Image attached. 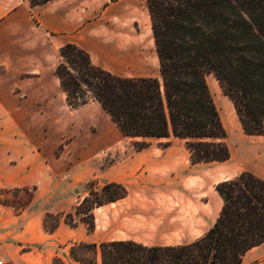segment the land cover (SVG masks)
I'll return each instance as SVG.
<instances>
[{"label":"crops","instance_id":"crops-1","mask_svg":"<svg viewBox=\"0 0 264 264\" xmlns=\"http://www.w3.org/2000/svg\"><path fill=\"white\" fill-rule=\"evenodd\" d=\"M143 29L147 42L146 0H50L36 6L28 0H0V67L23 74L13 89L0 77V190L32 189L20 211L0 204L3 264H55L58 254L67 258L64 264H79L66 250L79 243L186 245L218 218L222 202L214 186L229 179L214 181L212 174L201 172V163L190 162L181 140L177 146L173 140L168 146L156 141L140 150L128 140L132 151L123 158L105 166L76 158L65 168L36 143L29 119L37 112L35 85L39 81L51 90L46 75L38 71L42 60L59 58L63 45L74 44L112 75L153 78L145 72ZM92 180L122 184L126 195L92 210V231L82 222L71 227L61 219L52 233L46 232L44 215L72 212ZM263 244L244 256L252 259Z\"/></svg>","mask_w":264,"mask_h":264},{"label":"trees","instance_id":"trees-1","mask_svg":"<svg viewBox=\"0 0 264 264\" xmlns=\"http://www.w3.org/2000/svg\"><path fill=\"white\" fill-rule=\"evenodd\" d=\"M146 6L159 76L112 75L93 65L78 46L65 44L53 74L68 106L96 102L136 150L151 141L168 146L177 139L192 164L228 160L225 129L206 77L212 75L231 102L244 134L262 135L264 0H146ZM95 184L94 180L86 184L88 194L72 212L46 213L44 230L52 233L62 219L71 227L82 222L92 231V210L126 195L122 184L104 182L94 188ZM214 190L222 202L219 216L192 243L164 247L126 241L79 243L70 246L69 258L79 264H96L97 254L99 264H241L245 252L264 242V179L243 171L217 183ZM79 250L92 256L78 254ZM54 263L64 264L59 258Z\"/></svg>","mask_w":264,"mask_h":264},{"label":"rangeland","instance_id":"rangeland-1","mask_svg":"<svg viewBox=\"0 0 264 264\" xmlns=\"http://www.w3.org/2000/svg\"><path fill=\"white\" fill-rule=\"evenodd\" d=\"M148 41H145L146 33L143 29V59L145 72L152 77H158V62L154 49L151 26L149 20ZM58 56L45 58L41 62L38 71L43 72L51 86L48 91L44 83L37 81L35 96L37 98V112L30 117L36 135V143L51 152L52 157L59 159L62 167H68L76 158L94 159L100 166L123 158L132 148L129 139L124 138L114 125L110 123L105 113L95 102H88L77 108H70L65 101L64 93L54 85L53 69L58 64ZM19 70H6L0 67V77L9 81L13 89V83L19 76ZM215 106L219 112L221 122L225 129V142L230 151V157L224 162L201 163L198 165L201 172L212 174L214 181L230 179L243 171H249L264 179V133L262 135H246L241 129L239 121L231 102L221 93L218 84L212 75L206 77ZM109 128H108V126ZM156 141H151L154 143ZM150 143V144H151ZM181 141L173 140V145H180ZM135 149V148H134ZM94 188H100L97 180ZM29 191L17 189L0 190V202L2 205L26 207L30 201L32 189ZM51 220H49L50 222ZM68 247L66 250L69 252ZM261 252L248 259L243 255L241 264H264V244ZM77 253V252H76ZM85 253L88 257L90 251L79 250L78 254ZM60 261H67L58 254Z\"/></svg>","mask_w":264,"mask_h":264},{"label":"built area","instance_id":"built-area-1","mask_svg":"<svg viewBox=\"0 0 264 264\" xmlns=\"http://www.w3.org/2000/svg\"><path fill=\"white\" fill-rule=\"evenodd\" d=\"M0 264H3V261H2V259L0 258Z\"/></svg>","mask_w":264,"mask_h":264},{"label":"bare ground","instance_id":"bare-ground-1","mask_svg":"<svg viewBox=\"0 0 264 264\" xmlns=\"http://www.w3.org/2000/svg\"><path fill=\"white\" fill-rule=\"evenodd\" d=\"M150 29V28H149ZM156 62H157V57H156Z\"/></svg>","mask_w":264,"mask_h":264}]
</instances>
